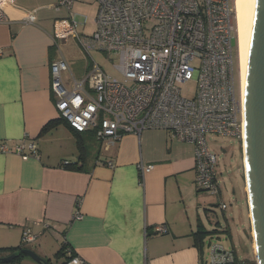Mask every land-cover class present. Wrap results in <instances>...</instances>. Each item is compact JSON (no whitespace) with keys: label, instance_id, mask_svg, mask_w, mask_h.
Returning <instances> with one entry per match:
<instances>
[{"label":"crops","instance_id":"obj_1","mask_svg":"<svg viewBox=\"0 0 264 264\" xmlns=\"http://www.w3.org/2000/svg\"><path fill=\"white\" fill-rule=\"evenodd\" d=\"M62 1L14 0L0 22V247L23 244L49 260L68 244L87 264H201L194 232L204 226L202 211L222 198L197 189L195 146L162 129L100 140L60 117L51 62H68L62 47L78 46L72 37L53 45L73 15ZM69 68L68 78L86 72ZM142 164L153 169L141 173ZM242 192L250 218L245 177ZM161 225L166 233L157 232ZM26 230L35 240L24 244ZM9 264L39 263L25 255Z\"/></svg>","mask_w":264,"mask_h":264},{"label":"built area","instance_id":"obj_2","mask_svg":"<svg viewBox=\"0 0 264 264\" xmlns=\"http://www.w3.org/2000/svg\"><path fill=\"white\" fill-rule=\"evenodd\" d=\"M75 1L61 3L72 7ZM96 30L80 35L73 14L68 25L56 31L53 45L76 39L86 55L93 49L117 55L122 80L110 76L90 62L85 74L69 76L64 58L51 62L52 92L57 111L78 132L92 130L100 140L117 141L124 134L162 129L176 139L195 146L196 186L212 195L220 194L217 156L207 135L245 137L243 91L235 0H96ZM14 0H0V22ZM28 22L34 23L30 14ZM151 21V22H150ZM237 40L238 92L233 39ZM2 51L0 50V56ZM195 82V97L183 96L180 86ZM32 153L37 156L34 144ZM2 150L8 151L6 145ZM23 153V146H17ZM153 165H140L141 173ZM225 208V204H221ZM75 218H82L80 213ZM166 226L157 232H167ZM35 240L30 230L23 243ZM70 254V253H69ZM64 264H87L74 255ZM201 264H260L257 257L245 261L220 244L211 246L208 261Z\"/></svg>","mask_w":264,"mask_h":264},{"label":"rangeland","instance_id":"obj_3","mask_svg":"<svg viewBox=\"0 0 264 264\" xmlns=\"http://www.w3.org/2000/svg\"><path fill=\"white\" fill-rule=\"evenodd\" d=\"M76 14L79 20L87 17V24L83 27L86 34H92L96 30V15L98 12V3L96 0H78L70 11ZM151 22V21H150ZM81 30V28H80ZM235 53V76L238 92V67H237V40L233 39ZM64 54L68 56V62L75 76H80L86 71L89 62L100 65L110 76L122 80V73L116 65L120 62L117 55L105 53L99 49H93L88 55L75 44L62 47ZM68 80V73L64 76ZM183 96L188 98L195 97L197 87L196 83L191 81L180 86ZM207 143L211 151L217 156V171L220 180L222 200L210 206L206 214L202 211V221L204 228L209 231L204 236L202 244L204 260L208 261L211 252V246L220 244L227 250H233L237 256L245 261L253 260L255 253L253 248V236L250 218L248 215V205L243 196V143L237 137L207 135ZM242 146V147H241ZM242 148V149H241ZM203 194L209 197H218L207 191L201 190ZM220 202V203H219ZM226 204L227 209H222L221 204ZM49 264H62L65 256L52 255Z\"/></svg>","mask_w":264,"mask_h":264},{"label":"water","instance_id":"obj_4","mask_svg":"<svg viewBox=\"0 0 264 264\" xmlns=\"http://www.w3.org/2000/svg\"><path fill=\"white\" fill-rule=\"evenodd\" d=\"M243 163L254 253L260 264H264V0H250L249 4ZM22 253L39 264H49L32 249L24 248ZM15 257H0V262L8 264Z\"/></svg>","mask_w":264,"mask_h":264},{"label":"bare ground","instance_id":"obj_5","mask_svg":"<svg viewBox=\"0 0 264 264\" xmlns=\"http://www.w3.org/2000/svg\"><path fill=\"white\" fill-rule=\"evenodd\" d=\"M249 4L250 0H235L239 59L245 94L249 62Z\"/></svg>","mask_w":264,"mask_h":264},{"label":"trees","instance_id":"obj_6","mask_svg":"<svg viewBox=\"0 0 264 264\" xmlns=\"http://www.w3.org/2000/svg\"><path fill=\"white\" fill-rule=\"evenodd\" d=\"M65 120V119H64ZM66 121V120H65ZM55 121H50L44 128L43 130H46L48 127L54 124ZM67 123V121H66ZM69 125V124H68ZM70 126V125H69ZM71 127V126H70ZM72 128V127H71ZM73 129V128H72ZM76 131V130H75ZM77 133H81L76 131ZM63 165L66 168L70 169H76V168H82V166L79 165V163H70L69 161H66L63 163ZM243 176H244V171H243ZM199 191L202 189L198 188ZM166 233V232H165ZM209 233L202 224H199V228L194 232V236L197 239L198 244L201 246L204 241V236ZM26 248L23 246V244L18 245V246H6V247H0V257H6L10 255H16L14 260L11 263H16L19 262L26 254L22 253V250ZM70 253V254H69ZM57 256H65V260L62 264H64L66 261L70 260L75 254L73 253L72 249L69 248L68 244H63V246L57 251L56 253ZM48 263L50 260H46ZM0 264H7L0 262ZM9 264V263H8Z\"/></svg>","mask_w":264,"mask_h":264}]
</instances>
